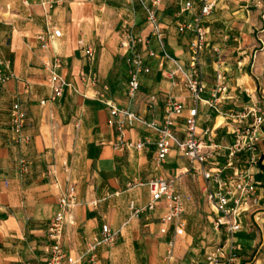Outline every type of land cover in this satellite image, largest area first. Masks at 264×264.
I'll return each mask as SVG.
<instances>
[{
  "label": "crops",
  "instance_id": "1",
  "mask_svg": "<svg viewBox=\"0 0 264 264\" xmlns=\"http://www.w3.org/2000/svg\"><path fill=\"white\" fill-rule=\"evenodd\" d=\"M149 2V0H143ZM192 11L183 12L185 2ZM42 0H0V264H45L51 242L48 225L58 211L57 200L75 186L77 206L67 216L61 245L80 264H163L172 231L161 235L160 204L153 212L132 216L129 204L145 207L146 183L152 178L176 182L184 204V235L175 240L177 264H206L207 251L226 241L212 227L213 215L203 201L202 181L187 174V158L173 149L166 161L155 162L156 134L140 123L122 132L124 141L144 142L141 151L113 149L120 137L109 108L94 99L96 91L119 109H128L147 123H162L167 100L192 107L181 76L172 80L174 63L187 64L189 34L176 25L198 11L196 0H161L157 17L162 46L151 36L138 0H61L46 11ZM206 19L207 47L202 55L205 92L198 107L197 135L206 144L229 147L232 127L228 114L264 96V0H215ZM52 27L60 31L43 50L36 36ZM126 34L149 40L153 56L145 55L148 73L140 76L139 91L127 97L126 52L120 48ZM91 48L89 61L84 50ZM143 49V48H142ZM58 57L56 73L71 84L63 96L51 101L48 69ZM217 72L226 78L227 92L216 109L211 100ZM94 77L97 86L82 81ZM150 96L158 102L147 109ZM44 102V104H41ZM25 115L16 144L11 128L12 107ZM179 120L175 135L183 138ZM208 131L206 135L204 132ZM27 168L20 172V160ZM221 170L226 152L217 151L211 162ZM240 169L247 170L245 156ZM264 166L249 168L259 183V202L242 218L234 235L238 259L234 264H264ZM48 172L51 175H48ZM231 170H225L228 176ZM97 203L93 206V203ZM108 226L116 234L112 246H99L93 262L87 246ZM212 227V228H211ZM212 244L210 247L206 245Z\"/></svg>",
  "mask_w": 264,
  "mask_h": 264
},
{
  "label": "built area",
  "instance_id": "2",
  "mask_svg": "<svg viewBox=\"0 0 264 264\" xmlns=\"http://www.w3.org/2000/svg\"><path fill=\"white\" fill-rule=\"evenodd\" d=\"M145 13V23L150 29V34L162 46L163 36L161 33L157 10L161 0H149L144 2L138 0ZM61 4V0H42L41 6L44 10L50 11L54 6ZM198 6L197 13L188 21L179 22L176 31L179 35L189 34L191 39L188 45L187 64L185 67L174 63V68L168 72V78L173 79L177 75L181 76L184 86L192 99V107L186 108L183 104L173 100H167L165 106V116L162 123H147L134 112L128 109H119L112 106L105 100L104 95L98 91L94 94V99L102 102L109 108L110 117L113 121L109 124L115 127L120 135L113 149L141 151L144 142L124 141L122 132L127 128H132L136 123H140L152 130L156 134L155 141V162L163 164L173 149H177L188 160L189 168L187 174L197 176L202 181L201 194L203 201L209 207L213 215L212 227L216 232H223L226 241L211 247L206 255V264H234L238 259V246L234 240V235L242 229V218L253 206L259 202V183L249 168H257L264 162V96L254 99L247 106L231 111L228 118L232 127V144L229 147L209 143L206 145L197 135L198 107L202 104V95L205 92L204 63L202 55L207 47L206 29L204 27L206 19L212 14L215 8V0H196ZM193 2H185L183 12L192 11ZM60 31L52 27L36 36V41L41 49H49L51 38H59ZM120 48L125 50V66L127 74V97L133 98L139 91V79L143 74L148 73V66L145 64V55L153 56L149 48V40L141 36L126 34L125 39L120 44ZM143 48V49H142ZM145 53V55H144ZM84 56L92 61L94 52L91 48L84 50ZM59 67V59L55 57L53 64L49 67L48 83L51 89V101L60 99L65 89H72L71 84L56 73ZM0 81L4 79L0 77ZM82 81L90 83L92 87L97 86L94 77L82 75ZM226 78L222 72H217L215 85L210 91L211 100L205 102L209 108L216 109L222 102V95L227 92ZM158 99L150 96L147 100V109L151 110L156 106ZM44 104V102H41ZM179 120L183 138L179 139L175 135V130ZM25 115L20 107L15 104L11 112V128L15 134V143H25L29 139L21 137L20 133L24 127ZM208 131L204 132L206 135ZM226 152V163L221 170L214 169L210 163L217 151ZM245 156V165L248 166L244 172L240 169L241 157ZM20 172L24 173L27 168L26 160L19 161ZM225 170H231V174L224 176ZM48 175H51L48 172ZM176 180L164 178H152L147 183L150 200L148 204L139 208L134 202H130L129 208L132 216L137 217L143 212H153L162 204L164 213L160 218L159 230L161 235H167L170 230L172 237L167 241L165 252L162 258L163 264H177L175 251V240L184 235V223L182 216L184 204L180 192L176 187ZM77 194L75 186L69 185L61 193L57 200L58 211L50 220L47 231L51 242L48 258L45 264H80L81 258H73L66 253L61 245L64 234V227L67 216L77 206ZM96 206L97 203H93ZM116 241V234L106 225L101 227V235L92 244L87 246V255L91 262L95 259V251L99 246H112Z\"/></svg>",
  "mask_w": 264,
  "mask_h": 264
},
{
  "label": "rangeland",
  "instance_id": "3",
  "mask_svg": "<svg viewBox=\"0 0 264 264\" xmlns=\"http://www.w3.org/2000/svg\"><path fill=\"white\" fill-rule=\"evenodd\" d=\"M211 228H212V227H211ZM210 246H212V244L206 245L205 247H210Z\"/></svg>",
  "mask_w": 264,
  "mask_h": 264
},
{
  "label": "trees",
  "instance_id": "4",
  "mask_svg": "<svg viewBox=\"0 0 264 264\" xmlns=\"http://www.w3.org/2000/svg\"><path fill=\"white\" fill-rule=\"evenodd\" d=\"M260 168L264 170V166H262V167H260Z\"/></svg>",
  "mask_w": 264,
  "mask_h": 264
}]
</instances>
